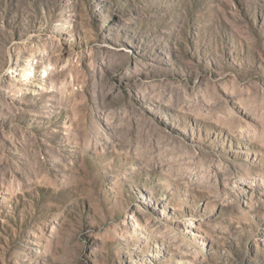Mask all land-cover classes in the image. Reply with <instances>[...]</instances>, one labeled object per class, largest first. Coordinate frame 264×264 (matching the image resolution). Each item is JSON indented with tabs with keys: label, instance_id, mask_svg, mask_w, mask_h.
Returning a JSON list of instances; mask_svg holds the SVG:
<instances>
[{
	"label": "rangeland",
	"instance_id": "374dc122",
	"mask_svg": "<svg viewBox=\"0 0 264 264\" xmlns=\"http://www.w3.org/2000/svg\"><path fill=\"white\" fill-rule=\"evenodd\" d=\"M0 264H264V0H0Z\"/></svg>",
	"mask_w": 264,
	"mask_h": 264
}]
</instances>
